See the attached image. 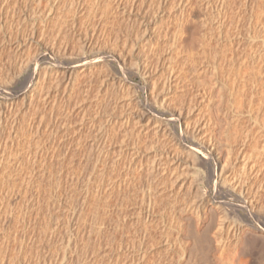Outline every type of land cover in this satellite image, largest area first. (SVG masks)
Returning a JSON list of instances; mask_svg holds the SVG:
<instances>
[{
  "label": "rangeland",
  "instance_id": "rangeland-1",
  "mask_svg": "<svg viewBox=\"0 0 264 264\" xmlns=\"http://www.w3.org/2000/svg\"><path fill=\"white\" fill-rule=\"evenodd\" d=\"M220 1L121 0L115 8L114 0H102L98 14H107L104 19L85 22L74 16L78 27L73 34L56 37L73 55L61 60L76 72L90 71L80 77L73 73L70 83L52 73L37 107L22 103L30 89L10 81L22 60H30L28 72L44 64L55 69L58 58L48 52L33 61L38 0H0V103L15 99L9 119L16 121L14 132H7L0 118V264H134L137 251L169 258L163 241H175L178 223H185L183 206L197 201V153L177 139L202 110L200 95L192 92L205 83L211 87ZM124 7L132 10L122 14ZM182 7L185 25L176 33ZM65 15L69 22L72 14ZM124 16L140 22L126 41ZM94 23L101 33L99 51L81 57L83 40L90 35L85 25ZM157 46L154 62L141 75L130 62L144 61L148 49ZM111 48H123L125 64L117 62ZM186 63L207 71H187ZM178 73L196 78L192 89L183 88ZM153 100L160 115L143 114L142 104ZM159 103L182 108V119L173 121ZM210 106H204L205 115ZM104 129L108 136L99 141Z\"/></svg>",
  "mask_w": 264,
  "mask_h": 264
},
{
  "label": "bare ground",
  "instance_id": "bare-ground-1",
  "mask_svg": "<svg viewBox=\"0 0 264 264\" xmlns=\"http://www.w3.org/2000/svg\"><path fill=\"white\" fill-rule=\"evenodd\" d=\"M101 1L38 0L35 11L38 32H34L36 38L33 34L31 36L35 39L36 49L33 61L38 63L40 56L45 52L58 60L53 66L55 69L44 64L40 71L37 69L35 72L27 71L30 60L21 61L18 70L12 74L10 83H21L20 89L32 91L28 99L26 95L22 96V103L37 106L40 92L52 73L61 74L68 83L75 81L73 73L79 77L89 73L90 70L86 69L76 72L69 62L61 60L73 58V55L67 52V45L58 44L56 37L62 32L73 34L72 30L77 26L78 18L88 22L93 17L100 16L102 19L107 16L103 11L98 14ZM120 1L114 0L115 8L121 6ZM154 6V1L148 4L149 8ZM131 8L128 10L124 7L121 13L127 15L126 12H130ZM215 10L216 13H222V17L217 24L216 37L219 48L216 47L219 50L218 58L214 59L216 63L211 66V87L205 83L202 90L197 88V91L192 92L191 96L200 95L202 110L193 124H184L181 136L177 139L178 144L188 145L194 154L197 153V201L183 206L185 223H178L179 236L175 241H163L164 247L170 252L169 258L162 260L153 251H149V254L137 251L134 264H264V0H221ZM65 12L72 14L69 22L65 19ZM136 15L138 16V13ZM183 15L182 7L175 20L176 33H180L185 25ZM129 20V16L123 18L127 29L123 34L124 41L139 31L140 22H135L138 17L133 21ZM98 24L85 25V29H90V35L83 40L82 46L80 45L81 57L86 55V52L99 51L96 46H99L97 41L99 34L101 35ZM158 48L159 46L156 49L149 48V54L144 61L130 62L141 75L147 74ZM114 50L116 49L111 48L110 51L117 62L125 64L127 60L123 48L116 50L118 52ZM84 58L82 61L85 62ZM191 63L184 64L187 71L193 68L194 72L207 71V68L197 69ZM190 65L193 67H188ZM179 73L177 77L185 82L183 88L192 89L196 78L193 80L184 74L182 77ZM20 74H23V79L19 77ZM169 82L172 80L168 79L166 83ZM182 89L179 91L182 92ZM186 90L185 88L184 91ZM156 105V100H153L152 104H142L138 109L143 114L152 113L159 116L161 111H158ZM205 105H209L211 109L207 115ZM14 106V98L5 99L0 103V118L4 119L6 126L4 131L14 132L16 121L9 119ZM49 106L43 108L45 115H48L46 109ZM163 107L169 110L173 121L182 119V108L178 107L180 111L177 112L176 106L159 103V108ZM127 122L126 117L122 124ZM159 130L161 127L154 129V132L158 133ZM0 133L3 131L0 130ZM107 136L108 131L104 129L99 135V141H103ZM34 158L36 160V154ZM175 161L176 158H173L165 164Z\"/></svg>",
  "mask_w": 264,
  "mask_h": 264
}]
</instances>
